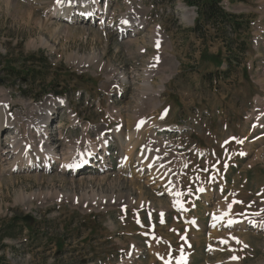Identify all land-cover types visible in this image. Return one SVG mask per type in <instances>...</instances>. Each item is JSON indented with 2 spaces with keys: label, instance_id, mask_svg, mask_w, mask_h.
Segmentation results:
<instances>
[{
  "label": "rangeland",
  "instance_id": "374dc122",
  "mask_svg": "<svg viewBox=\"0 0 264 264\" xmlns=\"http://www.w3.org/2000/svg\"><path fill=\"white\" fill-rule=\"evenodd\" d=\"M56 1L0 0V104L3 99L8 107L7 114L1 112L4 123H14L30 139L46 120L44 111L56 105L47 125L49 142L59 155L82 140L85 125L94 138L101 131L112 132L120 124L118 114L124 134L148 125L139 152L160 145L164 165L177 168L173 173L179 191H201L198 210L191 214L202 229L184 239L171 197L144 179L131 182L120 174L119 149L112 144L105 174L97 168L63 175L57 164L48 171L8 172L0 165V264H117L132 252L138 257L131 264H164L187 256V264H264V233L230 231L227 223L264 221V122L256 120L264 107V0L223 1V9L244 29L246 21L251 26L237 35L225 33L224 26L222 32L209 26L195 32L197 11L182 1L166 7L168 0L157 5L153 0H110L105 6L111 10L113 29L104 30L83 21L51 19ZM143 19L144 26L134 24L139 35L120 37L118 29ZM154 37L163 39L158 52ZM203 52L221 53L222 67L202 59ZM92 55L100 61L81 62ZM27 74L34 75L32 83L24 82ZM118 74L132 82L122 83ZM148 76L153 91L169 80L161 87L159 107L140 108L136 101ZM71 113L78 118L75 127ZM174 126L181 129L176 138L170 133L150 137V129ZM11 129L6 126L0 133L2 155L15 132ZM91 178L96 181L88 182ZM160 181L164 184L165 178ZM220 190L224 194L217 196ZM87 192L88 199L80 202ZM112 193L126 202L111 204ZM21 195L35 198L23 201ZM140 196L144 199L138 203ZM221 201L226 207L219 209ZM213 212L215 218H210ZM26 217L33 218L32 229L22 221ZM212 220H218L217 228L210 229ZM186 240L190 246L184 245Z\"/></svg>",
  "mask_w": 264,
  "mask_h": 264
},
{
  "label": "bare ground",
  "instance_id": "6f19581e",
  "mask_svg": "<svg viewBox=\"0 0 264 264\" xmlns=\"http://www.w3.org/2000/svg\"><path fill=\"white\" fill-rule=\"evenodd\" d=\"M37 1H40V0H37ZM57 1L55 4L53 2L51 6L52 7L51 15L53 16H50V18L56 19V20L58 18L62 21L63 20L71 21L73 24H75L77 23L76 19H78L76 17H78L79 15L91 16L93 14H97L98 12H101L100 7L102 6L103 3H106L104 1H107V0H72V1L62 0L61 3ZM107 5L110 6V4H107ZM74 17L76 18L75 20L73 19ZM50 20L44 21L45 24L49 23ZM134 21L135 22H133V24H127V26L124 25L125 27H123L122 25L123 34L125 31H128V33L126 34L127 36L129 35L130 37H133V36L139 35V29L135 28L134 24L138 26L139 25L144 26L146 23L145 19L138 20V21L134 20ZM32 44H33V47L34 46L37 47L36 42H33ZM97 59L100 61L98 56L92 55L89 58H81L80 60L81 62L88 63L91 60L95 61ZM171 63L173 66L177 64V62L175 63L173 62V60ZM109 67L111 66L109 65ZM118 76H119V80L122 83L132 82L131 80H127L126 76H122L121 74L120 75L118 74ZM151 78L152 77L150 76L147 80H145L144 84H142L140 97L136 101V103L138 104V107L140 108H142V105H139V104H155L156 107H159L161 104V102L159 101V98L161 97V91L163 90L161 87L166 83V81L169 80V77L165 79L164 81H162L163 85L160 88H158L156 91L155 90L153 91L154 82L151 83ZM260 100H263V99H260ZM261 102L262 101H260V103ZM5 103L6 102H4V100L2 99L1 104H0V133L2 130L6 131L4 130L6 126H9V130L14 126L13 129L11 130L15 132L13 133L12 138H10L11 140L9 142V148H7V150L4 152L3 155L0 153V159H1L0 165L1 167H3L1 168L2 170L8 171V172L18 171V172L30 173L31 171L39 172L41 170H46V171L50 169L52 170L54 168V165L57 164L59 165V169L57 171L64 172L62 173L63 175L65 173H68L70 175L78 176L79 174H84L85 172L87 173L88 171L86 167H83L79 171H75L77 167L81 166L84 163L85 159H88V157H93L96 154L97 155L99 154V156L101 157L100 162L103 160L106 161L105 154L108 152L106 146L110 144H116V146L119 149V152L117 151L119 155V159H118V164H119L118 170L119 171L118 170L117 171L120 174H125L129 176L128 178L131 179V182H134L135 180L140 181L144 179L146 181V184L153 187L154 190L163 188L165 193L171 197L170 201L172 205L178 204L179 182L180 181H179V178L176 177V174H174L175 172L173 171L175 169L177 171V168L175 169L173 168L171 170L170 168L164 165V160H163L164 157L162 158V156L160 155V149H161L160 145L155 146V147H153L154 145L145 146L143 149H141L140 152L138 150L140 148L139 145L142 144L144 141V140H140L142 133L145 132L148 125L143 124V125H140V127L134 126L133 131L131 133L124 134V121L121 118L123 116L121 114H118L119 117H117L116 120L120 124L116 126L112 132L110 131L99 132L95 138L92 136H88L87 133L90 130V128L88 125H85L83 127L84 136L82 140L74 142L73 146L66 153H63V151L60 150V153L62 154L59 155L58 154L59 149L55 147L54 144H50L49 142V129L47 125L49 121V117L51 116V113L56 110L55 108L56 105L52 104L51 105L52 108H47L44 111L45 114H47L46 120L43 121L40 124V126L37 128L35 135L31 136V138L29 139L28 137H25L24 135L20 134L19 129L16 127L14 123H10L9 120H7L4 123V119H2L3 118L2 113L7 114L8 112V107L4 106ZM261 105H264L263 102L261 103ZM262 112L263 114H259L260 116L256 117V120L260 122V125L264 122V107L262 109ZM70 121H71L72 126L74 127L76 124H79L77 116H75V114L73 113L70 114ZM127 126L129 128L131 127L129 124H127ZM255 126H259V123H257ZM29 127L33 128L32 122L29 123ZM154 127H156V125H154ZM155 129L156 131L153 129L149 130L150 137H152L153 140L157 138V135L159 134L160 131H163L161 127L160 128L157 127ZM123 135L126 137L125 140L122 139ZM35 138L39 141L38 145H36L34 141ZM1 145L2 144L0 143V147ZM158 147H160V149ZM3 157H7L6 160H4ZM40 162L41 164H39ZM91 163H92V166L90 165V167L99 168L98 173H100V171H103L102 173L105 174L106 171L107 172L109 171L106 164H102L101 166H98V163L95 160H92ZM185 167L186 166L183 165L182 167L183 171L185 170ZM162 178H165L164 184L160 181ZM95 181L96 180L94 178H91L90 180H88V182L90 183H93ZM79 182L85 183L83 179L80 180ZM166 183L168 185H165ZM90 194L93 197L96 196L94 192H90ZM75 196L76 195H74V197ZM88 196H89L88 192L83 193V195L80 197V202L83 200H87ZM21 198L23 199V201H26V200L28 201L35 197H32L31 195H27V196L21 195ZM104 198L105 196L101 198V201L104 200ZM142 199L144 198L140 196L138 198V203H140ZM75 200L79 201L76 197H75ZM127 200H128L127 202H132L129 196L127 197ZM108 201L111 204H114L116 202H121L124 204L126 202L123 195H119L115 193H112L109 196ZM138 203L136 204L138 205ZM218 207L219 209L225 208L226 207L225 202L224 201H221L220 203L218 202ZM227 223L230 224L229 226L230 231L248 230L246 227V224H250L251 227H254L255 225L257 226V228L255 229L256 231H261L262 233H264V221L261 219H257V221H251L248 223L239 222V225H236V222L234 223L227 222ZM213 224L218 225L219 224L218 220H215ZM198 229L201 231L202 228L198 226ZM194 237L197 238L198 235L194 234ZM137 256L138 255H135L134 257L136 258ZM229 261L233 262L234 259H231Z\"/></svg>",
  "mask_w": 264,
  "mask_h": 264
},
{
  "label": "trees",
  "instance_id": "16d2710c",
  "mask_svg": "<svg viewBox=\"0 0 264 264\" xmlns=\"http://www.w3.org/2000/svg\"><path fill=\"white\" fill-rule=\"evenodd\" d=\"M160 0H153L155 5L160 4ZM167 0H165L166 3ZM182 1L187 7L189 8H195L198 14V17L195 21V32L197 33H203V29L206 27H211L213 29L218 30L219 32H222L223 26L225 28V33L227 31H230V33L237 35L241 30L244 29L243 24L241 25L238 21V18L236 16H232L228 14L223 9V1L224 0H168L166 4H164L166 7L168 5L174 6L177 4L176 2ZM233 2L239 1V0H231ZM242 3H246V0H241ZM247 27L244 29L245 32H248L250 29V24L248 21H246ZM202 59L204 60H210L214 64L220 68L224 62L222 60V54L218 55H208L207 52H203ZM229 64H233V61L230 60ZM10 73L14 74V76L18 75L19 72L16 70H10ZM27 78H25V83H32L31 79L34 77V75L27 74ZM77 79L85 83V79L81 76H77Z\"/></svg>",
  "mask_w": 264,
  "mask_h": 264
},
{
  "label": "water",
  "instance_id": "95a60500",
  "mask_svg": "<svg viewBox=\"0 0 264 264\" xmlns=\"http://www.w3.org/2000/svg\"><path fill=\"white\" fill-rule=\"evenodd\" d=\"M0 83L3 84V81L0 79ZM22 221L25 223V224H33V219L31 217H26V218H22Z\"/></svg>",
  "mask_w": 264,
  "mask_h": 264
},
{
  "label": "crops",
  "instance_id": "0c3cea01",
  "mask_svg": "<svg viewBox=\"0 0 264 264\" xmlns=\"http://www.w3.org/2000/svg\"><path fill=\"white\" fill-rule=\"evenodd\" d=\"M137 257H138V256H137ZM137 257H136V258H137ZM134 258H135V257H134Z\"/></svg>",
  "mask_w": 264,
  "mask_h": 264
},
{
  "label": "snow or ice",
  "instance_id": "6c2138e0",
  "mask_svg": "<svg viewBox=\"0 0 264 264\" xmlns=\"http://www.w3.org/2000/svg\"><path fill=\"white\" fill-rule=\"evenodd\" d=\"M58 2H59V0H58ZM235 258V257H234Z\"/></svg>",
  "mask_w": 264,
  "mask_h": 264
}]
</instances>
